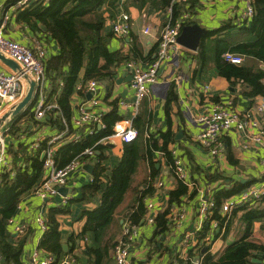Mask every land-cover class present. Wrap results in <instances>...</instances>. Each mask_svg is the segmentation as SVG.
<instances>
[{"label": "crops", "instance_id": "1", "mask_svg": "<svg viewBox=\"0 0 264 264\" xmlns=\"http://www.w3.org/2000/svg\"><path fill=\"white\" fill-rule=\"evenodd\" d=\"M19 1L0 0L1 20L5 14L9 15L5 35L31 47H44L47 61L48 58L60 52L59 43L47 34V30L42 28V26H46L45 24L24 18L35 0H29L27 4L17 6ZM188 4L190 16L184 27L193 26L203 30L200 43L195 49L182 45L183 47L176 60L170 66L167 65L166 69L159 71V80L150 86V93L143 100L137 115L133 113V108L120 107L119 102L123 99L131 101L134 98V93L130 89L132 74L127 67V63L138 62L147 67L156 57L158 38L166 24L167 15L164 9H157L153 2L147 4L143 9L130 7L129 11L126 10L131 15V32L138 36L142 49L145 53L153 51L149 60L145 62L142 60L127 61L114 68L113 81L108 84L100 82L101 104L99 107L91 104L93 94L91 93L92 97L90 99L88 97L90 92L88 91L81 94L77 89L72 96V103L75 108V115L72 119L73 124H75V118L80 116L82 109L92 113L104 110V113L107 114L113 109L111 102L117 99V109L121 112L123 118H133L134 122V119L142 113L141 124L147 120V129L150 128L152 131L157 132L171 128L175 135V141L171 143L170 149L176 151L174 157L181 158L185 163L189 183H185L178 178L174 167L168 162L163 152L156 151L153 154L152 162L150 160H142L139 164L131 188L127 192L124 201L117 208L115 221L111 228V235L115 241H118L122 236L123 227L127 221L139 227V234L133 245L130 257L131 264H145L147 262L152 264H178V257L187 259L189 249H197L202 246L201 243L210 245L211 252L218 258L226 247L245 236H249V239L264 244V218L253 219L250 216L245 218L247 210L241 208L243 205L233 209L231 213L225 216L222 214L226 218L223 227L220 225L219 220L211 219L207 220L203 227L193 234L195 231V220L197 219V208L202 196L209 195V197L214 198L218 191L231 188L233 186L231 181H240L248 184L247 187L264 185L263 146L253 140L247 132L233 128L222 136L224 143L223 155L218 160H213L209 150L197 140V136L203 128V125L197 120L198 117L213 102L228 103L232 101L240 110H251L263 95L259 94L251 99L246 93L248 91L246 84L240 81L233 83L221 76L217 65L218 50H216L219 44L214 46L215 39L223 41L224 43L221 45H225L226 42L231 43L229 48L253 42L249 31L240 33L242 29L251 28L253 24L254 16L243 17V13L247 9L248 0H191ZM119 12L118 10L117 16ZM111 23L106 26V32L108 33L111 32ZM146 26L151 27L149 34L143 33V28ZM208 33L213 34L207 38ZM130 34L123 36V38L125 37L124 39L121 36H114L111 41V49L128 53L131 48L129 43ZM205 44H208L207 47ZM203 46L206 48H203ZM232 53L241 56L243 58L242 62L245 64L253 65L258 60L257 57L244 52ZM0 66L6 70L10 68L1 60ZM260 67L264 69V63H261ZM49 83V86H51L50 78ZM206 86H209L208 89H206ZM29 87L30 85L27 86V92ZM171 90H174L173 92L177 95V99L172 100L169 104L168 97ZM36 100L37 96L34 91L30 104L18 115L11 117L9 122V150L13 159L14 169V154L16 152L22 156L17 162L18 165H26L24 156L28 154H40L41 159L45 161L43 150L48 148L49 141L53 136L63 131L42 123L45 117L48 119V114L42 119L36 117L35 106H33ZM55 102L52 104L56 105L54 108H57ZM28 107L30 109L31 107L33 108V117L30 116L32 114L23 117L19 124L23 125L22 127H26V129L17 135L13 134L12 123L14 119ZM260 119L264 120V113L260 115ZM95 125H97L98 129H102V126ZM181 128L182 133L180 134ZM69 131L68 129V133ZM76 132L69 133V135ZM145 136L147 137V132ZM39 140L40 147L33 149L31 145ZM69 141L71 140L64 139L52 143V147L55 149V157L57 150ZM101 143L105 147L102 150H96L95 156L84 159L82 167L71 174L68 183L64 186L67 188V194L64 195L59 192V195L55 197L42 199L34 192L35 189H32L21 196L17 212L11 218H14L20 224H25L26 229L24 232L18 233L15 231L16 224H10L9 220L8 228L10 235L13 237L21 236L25 240L21 256L25 264H29L32 253L36 248L41 250L42 257L52 254L40 247L47 229H43L36 218L40 215H46L48 225V214L50 209L54 207H63L66 210L65 213L59 214L57 217L60 223L59 229L63 248L64 245L68 246V250L64 249V251L68 252L71 250L75 243L76 246L84 247L85 240L76 239L74 242L71 238L80 234L86 224L87 218L83 215L84 211L93 210L101 205L103 192L112 171L119 164L124 154L125 142L119 138L106 137L101 140ZM24 150L26 153H24ZM100 155L103 156V159L100 158ZM101 162V166L104 168L100 177L101 189L93 195L88 194V198L85 199L84 189L93 183L95 172L99 171V163ZM88 164L92 166L89 170L85 168V165ZM44 169L46 176L48 171L45 166ZM213 174H220L222 177L216 179ZM159 178L165 182V185L161 188L156 186V181ZM180 181L188 185L189 194L181 198L180 204L171 208V212L168 215L171 220L169 231H166V234L157 236L155 234L156 221L150 223L148 218L153 215L156 219L159 213L167 209L170 201V191L176 189ZM147 189H149V194L145 198V216L140 224L132 223L129 212L135 200H137L138 193L136 191L140 190L139 195H141ZM63 196L68 197V203L61 206L60 201ZM150 202L154 204L153 210L147 207ZM251 204L252 207L259 206L261 208L264 206V203L260 204L258 201ZM172 212L181 213L184 216L181 217L180 221L175 222L170 216ZM215 220L219 224L216 225ZM229 222V230L227 231L226 224ZM205 225L209 226V230H207L205 237L199 240L198 233L203 230ZM186 237H189V240L186 244H183V240ZM114 250L115 247L111 250V257L106 264H116ZM80 252L81 250L76 248L74 253L83 258ZM74 253H67L66 256L75 255ZM253 259L260 262L253 261ZM251 260L255 264H264V251H255ZM86 261H83V259L81 261L76 256V262L72 264H84ZM0 264H4L2 263V257Z\"/></svg>", "mask_w": 264, "mask_h": 264}, {"label": "trees", "instance_id": "2", "mask_svg": "<svg viewBox=\"0 0 264 264\" xmlns=\"http://www.w3.org/2000/svg\"><path fill=\"white\" fill-rule=\"evenodd\" d=\"M150 2H153L157 9H166L170 4V0H126L124 7L128 11L130 7L143 9ZM251 2L254 7L252 27L244 28L240 33L249 31L253 42L229 48L231 43L226 42L225 45H221L224 42L215 39L214 46L219 44L216 50H218L217 65L220 75L233 83L240 81L246 84L248 86L246 93L253 99L259 94L264 96V69L260 67V64L264 63V0H251ZM32 3L24 18L45 24L47 34L56 39L60 46V52L46 61V70L51 80L46 97L48 102L56 101L57 108L50 110L47 113L50 117L48 119L45 117L42 123L54 126L60 131L68 126L69 133L77 131L82 135L78 141H69L57 150L55 157L57 166L62 167L87 148L95 146V151L102 150L105 145L99 141L112 135L115 123L123 118L117 109L118 100L116 99L111 102L112 111L102 115L104 124L102 129H98L95 124H87L83 127L73 124L75 108L72 96L77 91L78 83L96 79L101 83L108 84L113 81L114 68L127 61H148L153 51L145 53L138 36L133 32L129 37L131 48L128 53L111 49V41L117 35L112 28L111 32H106V26L116 18L120 0H35ZM188 5L174 3V16H179L184 8L188 10ZM212 34L208 33L207 38ZM121 37L123 38V36ZM207 45L205 44L206 47ZM205 46L203 48H206ZM228 51L244 52L257 57L258 60L253 65L243 62L232 63L225 58ZM173 91L171 90L169 93V104L172 100L177 99V95ZM79 93L83 94L85 91L79 90ZM32 111L33 108L28 107L14 119L13 134L17 135L26 129L19 123L27 115L32 114L30 116L33 117ZM142 117L141 113L134 119L139 135L135 140L124 143L123 157L112 171L103 192L101 205L93 210L84 211L83 215L87 218L86 224L80 234L71 238L74 242L76 239L85 240L83 248L80 245L76 246L75 243L71 250L64 251L57 217L59 214L65 213L66 210L63 207L50 209L48 227L40 247L56 255L58 261L64 258L67 253H74L77 248L81 250L82 257L87 260L84 264H106L111 257V250L117 243L111 235L115 213L131 188L141 161L150 160L152 162L154 152L158 151L163 152L168 162L174 167L175 157L170 149L171 143L175 141L172 129L152 131L150 128H146L147 120L141 124ZM92 128L94 132L90 134L89 130ZM146 132L147 137L145 136ZM45 145L46 143L44 147ZM24 153H26L25 150ZM14 156L16 174L12 176L9 172L4 173L0 185V255L2 259H5L4 264H25L21 259L25 240L21 236L13 237L9 234L8 220L17 212L21 196L42 184L45 177L44 159H41L40 154H28L24 156L26 165H18L17 162L22 156L17 152ZM84 158L87 159V156ZM100 158L103 159V156L100 155ZM99 165V171L95 172L93 183L84 189L85 199L88 198V194L93 195L101 189L100 177L104 168L101 166L102 162ZM153 175L155 174L153 173ZM213 176L216 179L222 177L220 174H213ZM231 182H233L231 188L220 190L215 195V207L213 214L209 217V220H219L222 227L226 220L220 212L223 201L248 186L240 181ZM136 192L138 197L129 213L131 222L140 224L146 213L145 198L149 194V189L141 195H139L140 190ZM187 194H189L188 185L182 181L178 183L176 189L170 191L167 209L159 213L155 219L157 225L155 234L157 236L169 231L171 220L168 215L171 208L180 204L181 198ZM258 202L264 203V196ZM241 208L247 210L245 218H247L246 216L253 219L264 218V206L261 208L259 206L252 207L251 203H246ZM229 225L230 222L226 224L227 231ZM207 230H209V226L205 225L203 230L198 233L199 240L205 237ZM201 244L202 246L197 249H189L187 259L178 257V264H192V260L197 257L202 258V264H255L251 260L253 253L264 251V244L249 239V236L226 247L218 258L211 252L210 245ZM75 255L82 261L77 253Z\"/></svg>", "mask_w": 264, "mask_h": 264}, {"label": "built area", "instance_id": "3", "mask_svg": "<svg viewBox=\"0 0 264 264\" xmlns=\"http://www.w3.org/2000/svg\"><path fill=\"white\" fill-rule=\"evenodd\" d=\"M29 0H20L17 6L27 4ZM126 0H120L119 14L116 19L111 23L112 30L117 36H127L132 29L131 15L126 11L124 3ZM191 0H170L169 6L164 9L167 15V21L164 25L160 36L158 38V49L156 57L150 62L147 67H144L138 62H128L127 67L131 71L132 79L130 82V89L134 93V98L131 101L121 100L119 102L122 108H133V113L138 114L143 100L150 93V86L157 83L159 80V71L162 67L166 69L167 65H171L174 62L182 49V45L179 42L182 29L186 24L190 16L189 10H182L179 16H174V3L188 4ZM254 15V7L251 0H248L246 11L243 13V17H252ZM9 21V15L5 14L1 20L0 16V53L8 58L16 61L20 66V71H14L13 69L6 70L0 66V121L8 115L4 121V124L0 126V185L3 181V174L9 172L12 176L15 175L14 163L9 150V136L10 128L9 122L11 121L12 112L16 106L23 100L27 92V86L29 81L25 78L29 77L30 80L36 82L35 93L37 96L35 106V114L38 119H42L45 115L52 110L56 105L47 102V90L49 89V77L46 71V49L42 46L31 47L29 45L20 43L14 39L8 38L5 35V28ZM151 27L146 26L143 28L144 34H149ZM225 58L232 63H241L243 58L239 55L228 52L225 54ZM100 82L96 79H91L86 82L81 81L77 85L78 90L88 91L93 94L91 104L99 107L101 104L100 95ZM209 86H206L208 89ZM26 90V91H25ZM264 113V96L261 97L255 106L251 110L241 111L238 109L232 101L228 103L213 102L209 108L206 109L198 117V122L203 125L202 130L197 136V140L207 148L213 160H218L224 151V143L222 136L229 130L236 128L239 131H244L249 134L253 140L259 142L264 149V120L260 119V115ZM104 110L97 111L96 113L89 112L82 109L79 117L74 120L75 125L83 127L87 124H98L104 127L102 122V115ZM68 126L65 130L52 137L49 141V146L43 150L45 156L44 166L46 168L47 175L44 177L42 184L37 187L34 192L42 199H48L59 195L60 188L66 186L70 176L73 172L79 170L84 164V156H95V146L85 149L80 155L76 156L65 166H57L55 158V149L52 147V143L60 140L78 141L82 135L76 132L72 135L68 133ZM129 131H134L135 136L128 140L126 139ZM94 129H90L89 133L92 134ZM139 135L138 129L135 127L133 118H121L114 125V132L108 137L119 138L123 142H130L135 140ZM149 136V135H148ZM101 141H99L100 143ZM33 149L40 147V140L37 143L31 145ZM173 155L176 154L175 150H171ZM264 162V156H263ZM184 161L175 157L174 170L175 174L183 180L185 183H189L188 174ZM165 185L163 179L159 178L156 181V186L161 188ZM262 196H264V185H252L245 188L239 193L227 198L220 207V212L227 215L232 212L233 209L238 208L246 203H255ZM61 206L68 203V197L63 196L60 201ZM215 200L209 195L202 196L200 204L197 210V216L195 220V231L193 234L200 230L204 223L209 220V217L213 214L215 207ZM148 209L153 210L154 204L148 203ZM171 218L176 222L180 221L184 216L181 213H171ZM43 229H47L46 215H40L36 218ZM211 220V219H210ZM148 222L154 223L155 218L151 215L148 218ZM10 224H16L15 231L22 233L25 231V224H20L15 221L14 218L9 219ZM215 224H219L215 220ZM139 234V227L131 224L127 221L123 227V233L120 239L117 241L114 257L116 264H131V253L133 245ZM189 237L183 240V244H186ZM1 260V255H0ZM76 262V256L70 255L62 258L58 261L57 256L54 254L46 255L42 257L41 250L36 248L31 256L29 264H72ZM193 264H202V258L197 257L192 260ZM152 264V263H145Z\"/></svg>", "mask_w": 264, "mask_h": 264}, {"label": "water", "instance_id": "4", "mask_svg": "<svg viewBox=\"0 0 264 264\" xmlns=\"http://www.w3.org/2000/svg\"><path fill=\"white\" fill-rule=\"evenodd\" d=\"M42 28L44 30H47L46 26H42ZM203 34V30L197 29L196 27L193 26H185L183 28L182 34L179 37V42L181 45H185L187 47L190 48H197L198 44L200 43V38ZM0 60L5 64L8 65L11 69H13L14 71H20V66L19 64L14 61L11 58L6 57L5 55H3L2 53H0ZM164 67L161 68L160 72L163 70ZM28 81H29V90L27 92V94L25 95V97L23 98V100L16 106V108L13 110L12 112V117H15L16 115H18L22 110H24L32 101L33 99V95H34V90H35V86H36V82L34 80H30L28 76L25 77ZM88 97L91 99L92 94L89 93ZM8 115H5L1 121H0V126L4 124V121L6 119ZM49 118V116H48ZM182 133V128L180 129V134ZM85 168L89 170V168H92L91 164L89 165H85ZM60 193L62 194H67V188L66 187H62L59 190ZM10 234V233H9ZM67 245H64V249L67 251ZM253 261H258L256 259H253ZM5 262V259H2V263Z\"/></svg>", "mask_w": 264, "mask_h": 264}, {"label": "clouds", "instance_id": "5", "mask_svg": "<svg viewBox=\"0 0 264 264\" xmlns=\"http://www.w3.org/2000/svg\"><path fill=\"white\" fill-rule=\"evenodd\" d=\"M134 136H135V132L134 131H129L126 139L131 140Z\"/></svg>", "mask_w": 264, "mask_h": 264}, {"label": "rangeland", "instance_id": "6", "mask_svg": "<svg viewBox=\"0 0 264 264\" xmlns=\"http://www.w3.org/2000/svg\"><path fill=\"white\" fill-rule=\"evenodd\" d=\"M82 259H83V260H85V258H84V257H83Z\"/></svg>", "mask_w": 264, "mask_h": 264}]
</instances>
